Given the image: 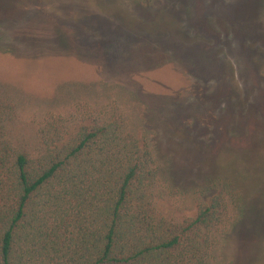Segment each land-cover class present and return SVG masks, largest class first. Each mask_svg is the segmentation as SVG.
Segmentation results:
<instances>
[{
	"label": "rangeland",
	"instance_id": "rangeland-1",
	"mask_svg": "<svg viewBox=\"0 0 264 264\" xmlns=\"http://www.w3.org/2000/svg\"><path fill=\"white\" fill-rule=\"evenodd\" d=\"M0 86L20 135L106 109L148 131L162 209L226 188L212 264H264V0H0Z\"/></svg>",
	"mask_w": 264,
	"mask_h": 264
},
{
	"label": "trees",
	"instance_id": "trees-1",
	"mask_svg": "<svg viewBox=\"0 0 264 264\" xmlns=\"http://www.w3.org/2000/svg\"><path fill=\"white\" fill-rule=\"evenodd\" d=\"M90 112L20 135L0 86V264H212L234 196L218 188L176 218L160 206L149 132Z\"/></svg>",
	"mask_w": 264,
	"mask_h": 264
}]
</instances>
